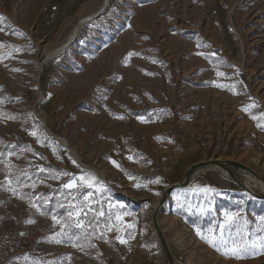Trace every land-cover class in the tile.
Returning <instances> with one entry per match:
<instances>
[{
	"label": "rangeland",
	"instance_id": "1",
	"mask_svg": "<svg viewBox=\"0 0 264 264\" xmlns=\"http://www.w3.org/2000/svg\"><path fill=\"white\" fill-rule=\"evenodd\" d=\"M0 17V264H169L160 203L176 264H264V0H0ZM209 161L260 180L206 166L169 191Z\"/></svg>",
	"mask_w": 264,
	"mask_h": 264
},
{
	"label": "water",
	"instance_id": "2",
	"mask_svg": "<svg viewBox=\"0 0 264 264\" xmlns=\"http://www.w3.org/2000/svg\"><path fill=\"white\" fill-rule=\"evenodd\" d=\"M224 164H227V165H230V166H234V167H239L241 169H243L244 171L250 173L252 176H254L256 179H259L258 176L248 167H246L245 165H242V164H239V163H236V162H232V161H227L225 163L223 162H219V161H209V162H203V163H198V164H195L193 166H191L189 168V170L185 173V177H184V180H182L180 183H177L175 185H173L169 191H172L174 189H178L182 186H184L188 181L191 180L192 176H193V173L196 169H199V168H202V167H206V166H223ZM260 180V179H259ZM264 182V180H262ZM162 204L163 203H160L156 206L155 208V214H154V218H153V225L155 227V229L157 230L158 232V235H159V238H160V241L162 243V246L164 248V251H165V254L169 260V264H176L174 259H173V256L171 254V251L167 245V242H166V239L164 238L160 228H159V225H158V214L161 210V207H162Z\"/></svg>",
	"mask_w": 264,
	"mask_h": 264
},
{
	"label": "snow or ice",
	"instance_id": "3",
	"mask_svg": "<svg viewBox=\"0 0 264 264\" xmlns=\"http://www.w3.org/2000/svg\"><path fill=\"white\" fill-rule=\"evenodd\" d=\"M2 19H3V17H0V20H2ZM218 75H222V73H218ZM217 86L218 87H223L222 85H217ZM253 119H256V117H253ZM258 126L264 128V125H258ZM32 135L35 136L36 133L35 132H32ZM130 159H131V157H130ZM112 163H113L114 166L119 167V165L116 163V161H112ZM40 171L41 172H44L45 170L43 168H41ZM65 175H66V173H65ZM83 179H84V177H81V180H83ZM11 183L12 182L10 181L9 184H11ZM64 187L65 188H68V189H74V188L77 187V183L75 181H71V182L66 183L64 185ZM10 190H11V188H10ZM206 191H210V189H208ZM89 210H91V209H89ZM69 215H72V213L70 212ZM76 215L79 217L80 216V213H76ZM237 215H238L237 213H227L226 212L224 214V223L220 225L221 230H223L225 227L230 226L232 224V222L236 219ZM117 219L119 220V219H122V218L121 217H117ZM261 219H264V218H261ZM76 226L77 227H83V225L80 224L79 221L77 222V225ZM197 234L199 235L200 233L198 232ZM201 238L204 239L203 236H201ZM118 239H119V237H118ZM208 242L211 243V244H213V245L215 244V240L214 239H210V240H208ZM120 243L123 244V243H126V241L125 240H120ZM230 251L232 252V254H233L234 257H240V256L243 255L245 249L239 247L234 242L233 247H232V249Z\"/></svg>",
	"mask_w": 264,
	"mask_h": 264
},
{
	"label": "bare ground",
	"instance_id": "4",
	"mask_svg": "<svg viewBox=\"0 0 264 264\" xmlns=\"http://www.w3.org/2000/svg\"><path fill=\"white\" fill-rule=\"evenodd\" d=\"M108 4V1H107V3H106V5ZM106 5H105V7H106ZM104 7V8H105ZM90 19V18H89ZM88 19V20H89ZM85 20H82V21H80L79 22V24L76 26V28L73 30V32H72V34H71V36L69 37V39L60 47V48H58V49H56L55 51L56 52H58V51H60V50H62V49H64V48H66V47H68L70 44H72L73 42H74V40L76 39V37H77V35H78V33H79V30H80V26H81V24L84 22ZM50 56V55H49ZM218 167V166H217ZM250 174V173H249ZM251 175V174H250Z\"/></svg>",
	"mask_w": 264,
	"mask_h": 264
}]
</instances>
